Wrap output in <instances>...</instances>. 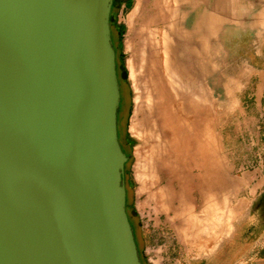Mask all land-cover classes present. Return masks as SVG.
Masks as SVG:
<instances>
[{"label": "water", "instance_id": "water-1", "mask_svg": "<svg viewBox=\"0 0 264 264\" xmlns=\"http://www.w3.org/2000/svg\"><path fill=\"white\" fill-rule=\"evenodd\" d=\"M114 0H0V264H143Z\"/></svg>", "mask_w": 264, "mask_h": 264}, {"label": "rangeland", "instance_id": "rangeland-1", "mask_svg": "<svg viewBox=\"0 0 264 264\" xmlns=\"http://www.w3.org/2000/svg\"><path fill=\"white\" fill-rule=\"evenodd\" d=\"M126 1L114 0L111 26L123 84L118 129L129 157L127 211L134 212L137 193L159 204L162 220L167 215L172 225L155 237L163 250L157 260L144 240L154 216L149 211L141 214L144 220L136 216L143 263L264 264V0H209L207 5L201 0H166V5L165 0H142L141 18L133 22L135 8L128 10ZM124 23L128 27L120 37ZM152 30L160 31L158 41L164 39L165 72H177L174 100L181 102L177 106L188 119L189 133L181 152L185 156H177L183 158L180 163L163 171L151 166L146 176L137 98L149 71ZM179 210L186 216L182 229Z\"/></svg>", "mask_w": 264, "mask_h": 264}, {"label": "bare ground", "instance_id": "bare-ground-1", "mask_svg": "<svg viewBox=\"0 0 264 264\" xmlns=\"http://www.w3.org/2000/svg\"><path fill=\"white\" fill-rule=\"evenodd\" d=\"M175 2V1H174ZM163 3V2H162ZM166 0L164 1V3L162 5H166ZM137 7L135 10H139L140 7L142 6V0H139V2L137 3ZM161 5V4H160ZM175 6V5H174ZM159 7V6H158ZM164 7V6H163ZM170 7V6H168ZM137 10V13H139ZM142 10V7H141ZM167 11H169L166 8ZM166 11V15H168ZM136 13V14H137ZM141 13V11H140ZM171 13V12H170ZM135 15V13H134ZM165 15V16H166ZM137 16V15H136ZM135 16V17H136ZM141 17V16H140ZM169 17V16H168ZM132 18V17H131ZM135 19V18H134ZM139 19V18H138ZM132 20V19H131ZM170 20V19H169ZM111 22H112V17H111ZM155 23V22H154ZM133 24V23H132ZM151 24V23H149ZM165 24V22H164ZM150 26V25H149ZM169 26V25H167ZM149 29V28H148ZM158 31V29H157ZM156 30H152L150 31V35H151V41L149 44V53H150V58L148 59L149 61V71L147 72L145 78H144V87H143V91L142 94L139 96V98H137V112H138V116H139V120L136 124V127L138 129L137 132H139V137L142 143V155L140 156H144L143 158H145L147 160L146 163H148V167L146 165V163L144 162L141 163L144 165V168H146V170H148V172L146 173V176L149 175L150 173V168H152L151 166L155 167L156 170H164L166 169H170L171 167H173L174 162L176 163L177 160H179V162H177L178 164L180 163V161L183 158H177L178 155L181 154V152L185 149V144H187L188 141V125L186 122L188 119L186 118L185 121V114L184 111L182 109V107L177 106V103L180 102L178 101L176 103V101L174 100V84H175V80H176V73L177 72H165L166 71V66H165V58H164V50H166L165 44H164V39L162 41H158L159 37H160V31L159 33ZM165 31V30H164ZM142 32V31H141ZM147 34V31H145ZM163 32V31H162ZM135 33V32H134ZM113 34V32H112ZM139 35V34H138ZM144 35V34H143ZM148 35V34H147ZM166 36H168L167 33H165ZM135 36V35H134ZM176 37V36H175ZM143 38V37H142ZM163 38V37H162ZM144 39V38H143ZM172 39V38H171ZM168 40V39H167ZM114 42V40H113ZM144 42V41H143ZM145 46V45H144ZM143 47V46H142ZM140 49V47H139ZM144 52H145V48ZM116 50V49H115ZM138 50V49H137ZM142 51V50H141ZM140 52V51H139ZM166 54V53H165ZM168 54V53H167ZM144 55V54H143ZM138 58V57H137ZM144 57H142V60H146L143 59ZM141 61V60H140ZM146 62V61H144ZM136 64V63H135ZM144 64V63H143ZM146 66V65H145ZM133 67V66H132ZM131 67V68H132ZM172 67V66H170ZM130 68V67H129ZM139 68V67H138ZM144 69V68H143ZM148 69V68H147ZM165 69V70H164ZM134 71V69H133ZM170 71V70H169ZM145 72V71H144ZM132 73V72H131ZM137 73V72H136ZM135 71L133 74H135ZM134 75V78H135ZM138 75V74H137ZM133 76V75H132ZM142 76V75H141ZM140 76V77H141ZM144 77V75L142 76ZM136 79V78H135ZM143 79V78H142ZM142 81V80H141ZM142 86V85H140ZM135 88V87H134ZM138 88V87H137ZM140 88V87H139ZM142 88V87H141ZM138 92V91H137ZM137 97V96H136ZM122 101V98H121ZM181 103V102H180ZM181 106V104H180ZM136 109V108H135ZM137 117V116H136ZM211 117V116H210ZM138 118V117H137ZM212 118V117H211ZM190 122V121H189ZM210 124V122H209ZM212 124V123H211ZM195 126V125H194ZM118 127H119V122H118ZM133 127V126H132ZM210 127V126H209ZM213 127V126H212ZM191 129V128H190ZM134 130V128H133ZM136 130V129H135ZM190 133L192 134V130ZM119 136V140H120ZM121 142V141H120ZM209 146V145H208ZM210 147H211V143H210ZM193 149V148H192ZM216 149V147H215ZM139 151V150H138ZM141 151V150H140ZM201 151V150H200ZM180 153V154H179ZM138 154V153H137ZM144 154V155H143ZM182 156H185L184 154H181ZM202 155V154H201ZM208 155V154H207ZM147 156L149 157L147 159ZM142 158V159H143ZM139 159V158H138ZM188 160V159H187ZM208 165H211V156L209 155V157H207ZM176 164V165H178ZM139 165V164H138ZM140 166V165H139ZM138 166V167H139ZM150 166V167H149ZM193 166V165H192ZM176 167V166H175ZM179 167V165H178ZM181 167V166H180ZM141 168V167H140ZM142 170H145V169ZM138 169V168H137ZM181 170H183L182 168H180ZM151 170H154L153 168ZM178 170V169H177ZM181 170H179L181 172ZM137 171H140L137 170ZM171 171H173V169H171ZM178 171V172H179ZM184 171V170H183ZM182 171V172H183ZM144 172V171H143ZM154 172V171H152ZM179 172V173H180ZM182 172L180 174H182ZM149 173V174H148ZM177 173V172H176ZM138 174V172H137ZM144 174V173H143ZM143 174L141 175L143 177ZM152 174V173H151ZM154 174V173H153ZM178 174V175H180ZM185 174V172L183 173ZM145 175V174H144ZM156 175V174H155ZM139 176V175H138ZM139 176V180L141 181L142 177ZM152 176V175H151ZM150 176V178H151ZM182 175H180L181 177ZM141 177V178H140ZM179 177V178H180ZM137 178V177H136ZM144 178V177H143ZM155 178V177H154ZM153 178V179H154ZM138 179V178H137ZM182 180L185 181L183 182L182 187H185L188 183V181L186 180V176L182 177ZM152 181V180H151ZM142 183V182H141ZM151 183V182H150ZM154 184V183H153ZM143 185V184H142ZM151 185V184H150ZM156 185V184H155ZM163 187V186H162ZM160 189V188H159ZM142 190V189H141ZM145 190V189H144ZM148 190V189H147ZM158 190V189H157ZM162 191V190H161ZM171 191V190H170ZM141 192V191H140ZM144 192V191H142ZM141 192V193H142ZM150 192V191H149ZM155 192V191H154ZM154 192L153 195H154ZM166 192V189H165ZM227 192V191H226ZM162 193H164L162 191ZM173 193V192H172ZM149 194V193H148ZM157 194V193H156ZM161 194V193H160ZM166 194V193H165ZM164 195V194H163ZM161 196V195H159ZM167 196V195H166ZM151 197V196H150ZM163 196H161L162 199ZM165 197V196H164ZM182 197V196H181ZM154 198V196H153ZM156 198L158 199V196H156ZM183 198V197H182ZM182 198L180 200H182ZM149 199V198H148ZM207 199V198H206ZM147 200V199H146ZM167 200V198H165V201ZM160 201V199H159ZM149 202V201H148ZM162 202V201H161ZM152 203V202H151ZM181 204V202H180ZM184 203L182 202L181 205H183ZM183 208V207H182ZM185 208V205H184ZM187 209V208H186ZM193 209V208H192ZM191 213V212H190ZM189 215V214H188ZM198 215V214H197ZM192 216V215H190ZM192 218V217H191ZM189 219V218H188ZM190 221V220H189ZM188 221V222H189ZM191 222V221H190ZM189 227V226H188ZM187 227V228H188ZM192 229V228H191ZM201 230V229H200ZM199 230V231H200ZM205 231V230H204ZM203 232V231H200ZM136 237V236H135Z\"/></svg>", "mask_w": 264, "mask_h": 264}, {"label": "crops", "instance_id": "crops-1", "mask_svg": "<svg viewBox=\"0 0 264 264\" xmlns=\"http://www.w3.org/2000/svg\"><path fill=\"white\" fill-rule=\"evenodd\" d=\"M136 1L137 0H130L131 5L129 7H127V4H126L125 7L128 10H133L135 7L138 8L137 7L138 5L136 6V3H137ZM201 2H202V4H205V5L209 4V0H201ZM141 7H140L139 10L137 9L139 13H137V10H135V11L133 10V12H132V14L130 16V21L131 22H133L134 18H141L140 17L141 16L140 11L141 12L143 11V10H141ZM134 13H135V15H134ZM127 23L129 25L128 21H127ZM122 27H124L126 29V27H128V26L124 23L122 25ZM134 204L135 205L133 207V209H134L133 211L136 214L137 218L141 219L140 215L146 213L147 211L151 212V214L154 216V218H152L153 219V228L151 230L149 229V230L145 231L146 232V235L144 237L145 238L144 239L145 240V245L147 247H151L152 250H157V253H162L163 250L160 249L161 247H158V243H157V240L155 239V237L160 233V231H164L166 229L169 230V226H172L171 222H170V217L166 215L164 220H162V216H163L164 212H162L161 206L159 204L155 203L154 201L149 200V199L142 200L141 195H139L137 193H136V201H135ZM178 215H179L178 227H179V229H182V227L186 223V216H185L184 211L182 212L181 210H179ZM157 258L160 259L158 257V255H157ZM261 261L264 263V259L260 260V262Z\"/></svg>", "mask_w": 264, "mask_h": 264}, {"label": "trees", "instance_id": "trees-1", "mask_svg": "<svg viewBox=\"0 0 264 264\" xmlns=\"http://www.w3.org/2000/svg\"><path fill=\"white\" fill-rule=\"evenodd\" d=\"M116 1V0H115ZM116 2H114V4H115ZM127 4V7H129L130 5H131V3H130V0H127L126 2H125V5ZM111 25H112V23H111ZM124 27H119V30H120V32H119V34H120V37H122L123 36V34H124ZM129 218H130V222L132 223V226H133V228H134V231H135V236H136V242H137V245H138V248H139V239H138V234H137V227H136V225H135V218H136V214L133 212L132 214H129ZM142 262H143V260H142ZM144 264V263H143Z\"/></svg>", "mask_w": 264, "mask_h": 264}, {"label": "flooded vegetation", "instance_id": "flooded-vegetation-1", "mask_svg": "<svg viewBox=\"0 0 264 264\" xmlns=\"http://www.w3.org/2000/svg\"><path fill=\"white\" fill-rule=\"evenodd\" d=\"M117 75H118V80H119V83H120V86H121V92H122V89H123V87H122V74H121V72H120V70H119V65H118V62H117ZM122 94V93H121ZM121 108V107H120ZM120 112V111H119ZM119 116H120V113L118 114V122H119ZM120 143H121V145H122V149H123V151H124V153L127 155V153H126V150H125V148H124V146H123V144H122V137H120ZM128 156V155H127Z\"/></svg>", "mask_w": 264, "mask_h": 264}, {"label": "built area", "instance_id": "built-area-1", "mask_svg": "<svg viewBox=\"0 0 264 264\" xmlns=\"http://www.w3.org/2000/svg\"><path fill=\"white\" fill-rule=\"evenodd\" d=\"M140 217H141L142 220L145 219V217H142L141 215H140ZM148 222H149L148 219L146 220V222H143V227L146 228V229L149 228V226H150L148 224ZM151 254H152V257L151 258H156L157 259V250H152Z\"/></svg>", "mask_w": 264, "mask_h": 264}]
</instances>
